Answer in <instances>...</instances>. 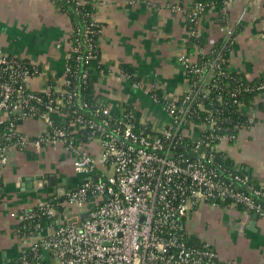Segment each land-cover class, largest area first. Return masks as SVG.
<instances>
[{
    "label": "built area",
    "instance_id": "2783aa9c",
    "mask_svg": "<svg viewBox=\"0 0 264 264\" xmlns=\"http://www.w3.org/2000/svg\"><path fill=\"white\" fill-rule=\"evenodd\" d=\"M236 1L223 0L221 11ZM206 5L192 3L187 17L197 28L189 35H200L198 21ZM233 30L234 26L224 29L227 40ZM83 32L86 42L87 27ZM67 43V57L74 53L77 64L87 65L93 58L87 43L82 52L78 41L72 40L70 29ZM196 51L195 55L204 53ZM178 60L185 68L186 84L171 98L161 94L160 101L151 93L156 87L147 89L141 80L133 81L167 115L157 128L134 119L135 107L126 104L119 116L105 111L108 116L98 121L86 119L76 112L87 105L69 78L85 79L86 71H72L66 63L59 75L49 73L39 62L0 50V123L9 126L3 137L8 144L0 145V170L9 163L13 149L39 151L46 145H61L81 176L75 186L56 192L51 202H37L20 213L16 232L24 246L7 264H232L210 241H190L186 217L200 205L222 204L243 206L244 213L254 210L264 219L253 198L262 194L264 183L259 188L246 185V177L233 174L221 161L230 157V144L246 127L235 125V135L220 132L211 110L196 102L202 87L207 96L218 86L213 73L216 61L198 64L196 57L187 55ZM187 71L196 76L192 85ZM36 77L45 82L39 89L30 83ZM74 102L77 107L72 109ZM33 119L42 123L36 134L19 128L24 120ZM248 120L254 123L253 111ZM69 126L74 128L71 132ZM84 128L90 130L86 143L70 135ZM92 140L98 141L97 153L89 147ZM239 166L233 161L234 169ZM56 198L60 212L52 204ZM43 216L51 220L43 221Z\"/></svg>",
    "mask_w": 264,
    "mask_h": 264
},
{
    "label": "crops",
    "instance_id": "0c3cea01",
    "mask_svg": "<svg viewBox=\"0 0 264 264\" xmlns=\"http://www.w3.org/2000/svg\"><path fill=\"white\" fill-rule=\"evenodd\" d=\"M94 19L102 26L96 95L105 99V111L119 116L123 105H132L139 118L161 127L167 115L125 78L121 64H128L143 87L154 86L166 98L185 88V68L178 58L195 57L187 52L186 12L192 0H88ZM244 13L236 25V41L228 58L230 71L253 78L264 71V0H237L223 13L208 9L198 21L206 48L224 34V29ZM69 18L59 12L54 0H0V50L39 62L46 72L61 73L67 60ZM31 86H44L33 78ZM254 107L255 121L241 130L230 144L233 161L264 183V98ZM100 101V100H99ZM101 102V101H100ZM34 135L42 128L38 120L18 124ZM89 147L99 151L98 141ZM71 159L61 145H46L39 151L13 149L9 163L0 170V264H7L23 249L17 235L20 213L37 202L53 200L52 190L80 182ZM46 175H55L51 185ZM39 176L43 184L39 181ZM69 188V187H68ZM51 202V201H50ZM192 239L210 241L220 256L232 264H264V219L244 213L237 206L200 205L186 217Z\"/></svg>",
    "mask_w": 264,
    "mask_h": 264
},
{
    "label": "trees",
    "instance_id": "16d2710c",
    "mask_svg": "<svg viewBox=\"0 0 264 264\" xmlns=\"http://www.w3.org/2000/svg\"><path fill=\"white\" fill-rule=\"evenodd\" d=\"M83 1L84 3L81 4L79 0H54V4L59 12L65 14L69 18L71 38L72 40L78 41L82 52L85 51L86 43L90 46V53L93 55V58L90 59V62L87 65L77 64L74 58V53L71 54L66 63L71 67L72 71L83 70L87 72L85 79L69 77L72 80V85L75 86L76 91L78 92V97L87 105L84 109L78 110L76 112L80 113L86 119H94L95 121H98L101 118L108 116L104 109L106 105L105 99L103 97H99V100L101 101L100 102L98 100V95H96L98 73H94V70H101V65L98 61L100 55L99 37L102 25L94 19L93 7L90 2L88 0ZM196 1L202 2L205 5L208 3V5L204 7L202 15L208 9L213 7H215L217 10L222 9L223 0H192L191 6L187 9V12L192 9V3ZM187 12L185 27L186 31L191 33L192 30L197 28V24L187 17ZM86 27L88 32L86 33L87 41L85 42L86 37L83 36V31ZM235 41L236 26L234 27L231 38L227 40L223 34L209 48L205 47L204 37L202 34L198 36L193 34L189 35L187 40L188 53L192 54L195 50H202L204 52L195 55L196 62H198V64L211 61H216L217 63V67L214 68L213 73L216 78L215 82L218 86L211 89L209 95L207 96H204V92H201L203 89L202 87L201 91H199L196 95V102L205 104V106L211 110L213 116L217 120V124H219L217 128L218 131L234 135L237 132V130L234 128L235 125L246 128L251 125L248 120L249 113H251L256 104L261 105L262 101H258L257 98H264V71L253 78H248L242 73L229 70L228 58L231 56V53L234 49ZM120 68L124 74L128 75V79L132 81L138 80V78L133 74V69L128 64H121ZM187 76L189 77L190 83L192 85L193 81L196 80V76H194V80L192 74L188 71ZM151 93L156 94L159 100L163 101L159 89H154L151 91ZM219 97L221 100H219ZM76 107L77 104L75 102L72 103V109H75ZM202 116L206 115L202 114ZM72 117L73 116L70 118ZM133 117L134 119L138 120V111L133 110ZM72 129H74L73 126L68 127V131L71 132ZM89 131L90 130L88 128H84L77 130L70 135L77 141L81 140L82 142L86 143L89 140ZM8 133V122L0 123V145L8 144L3 138L4 135ZM221 161L229 168L230 171L233 172V174L236 173L246 177V185H252L254 188L260 187L261 182L254 178L248 172V170L245 169V167L240 165L238 169L233 168V159L231 157H227ZM246 185L244 186V190L248 192ZM253 198L256 203L260 204L261 210L264 211V188L262 190V194L254 196ZM57 200L59 201V199L56 198L52 204L55 205L57 212H60L62 207L56 204ZM237 207L240 209L243 208V206L240 205ZM249 213L259 217L258 212H255L254 210H249ZM42 219L43 221L51 220L46 216H43ZM18 226L20 227V225ZM190 241L195 243L198 242L197 239L192 238H190Z\"/></svg>",
    "mask_w": 264,
    "mask_h": 264
},
{
    "label": "water",
    "instance_id": "95a60500",
    "mask_svg": "<svg viewBox=\"0 0 264 264\" xmlns=\"http://www.w3.org/2000/svg\"><path fill=\"white\" fill-rule=\"evenodd\" d=\"M38 179H39V181H41V184H40V185H42V184H43V180H42L41 176H39ZM44 179H45V180H48V183L51 184V185H53V184L56 183V176H55V175H46ZM68 187H70V186H67V187L61 188V189H59V190H52L51 192H52V193H54V192H55V193H56V192H64ZM50 201H52V199H50ZM82 216H84V214H82Z\"/></svg>",
    "mask_w": 264,
    "mask_h": 264
},
{
    "label": "rangeland",
    "instance_id": "374dc122",
    "mask_svg": "<svg viewBox=\"0 0 264 264\" xmlns=\"http://www.w3.org/2000/svg\"><path fill=\"white\" fill-rule=\"evenodd\" d=\"M71 168H72V170L74 171V168H73V166H72V163H71ZM72 210H73V212H76L77 209H76V207H73Z\"/></svg>",
    "mask_w": 264,
    "mask_h": 264
}]
</instances>
